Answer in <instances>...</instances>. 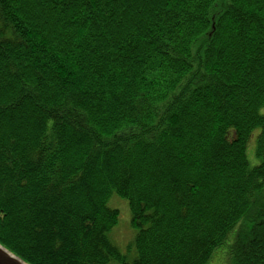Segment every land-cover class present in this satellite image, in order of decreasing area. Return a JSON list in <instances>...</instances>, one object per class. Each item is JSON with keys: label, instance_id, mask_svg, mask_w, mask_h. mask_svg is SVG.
Here are the masks:
<instances>
[{"label": "trees", "instance_id": "16d2710c", "mask_svg": "<svg viewBox=\"0 0 264 264\" xmlns=\"http://www.w3.org/2000/svg\"><path fill=\"white\" fill-rule=\"evenodd\" d=\"M0 245L264 264V0H0Z\"/></svg>", "mask_w": 264, "mask_h": 264}, {"label": "rangeland", "instance_id": "374dc122", "mask_svg": "<svg viewBox=\"0 0 264 264\" xmlns=\"http://www.w3.org/2000/svg\"><path fill=\"white\" fill-rule=\"evenodd\" d=\"M253 151L254 145L252 143L248 149V159L252 166L258 163V159ZM109 206L120 212L118 224L110 233L111 241L118 246L122 253L131 257L133 254H130L129 246L133 242L132 240L135 237V232L131 227V210L129 203L125 199L115 195L110 199ZM214 263H216V261Z\"/></svg>", "mask_w": 264, "mask_h": 264}, {"label": "water", "instance_id": "95a60500", "mask_svg": "<svg viewBox=\"0 0 264 264\" xmlns=\"http://www.w3.org/2000/svg\"><path fill=\"white\" fill-rule=\"evenodd\" d=\"M0 264H26L19 257L0 246Z\"/></svg>", "mask_w": 264, "mask_h": 264}]
</instances>
